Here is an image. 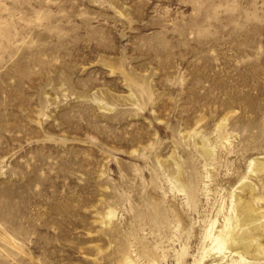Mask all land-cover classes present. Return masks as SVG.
<instances>
[{"label": "rangeland", "instance_id": "1", "mask_svg": "<svg viewBox=\"0 0 264 264\" xmlns=\"http://www.w3.org/2000/svg\"><path fill=\"white\" fill-rule=\"evenodd\" d=\"M258 162L264 0H0V264H264Z\"/></svg>", "mask_w": 264, "mask_h": 264}, {"label": "bare ground", "instance_id": "2", "mask_svg": "<svg viewBox=\"0 0 264 264\" xmlns=\"http://www.w3.org/2000/svg\"><path fill=\"white\" fill-rule=\"evenodd\" d=\"M203 142L205 145L203 147V153L207 158H211L212 150L206 145L205 140H203ZM257 169L263 171L264 162H258ZM246 186L250 189H254L250 184H246ZM234 201L236 205L235 211L239 213L236 217V222L230 223L228 220L223 231L217 235L210 233L208 236L210 244L212 245L211 248L219 251L224 256L227 252L230 254H239L243 251L249 253L251 251L252 242L256 239V237L252 235L253 231L259 230L260 227L264 228V213H254L253 210L248 207L249 205L247 206L249 203L240 196L235 198ZM256 250L257 253H263L264 247L257 243Z\"/></svg>", "mask_w": 264, "mask_h": 264}]
</instances>
